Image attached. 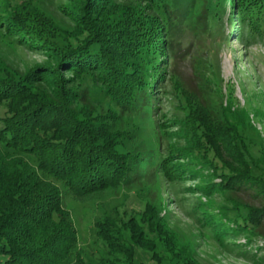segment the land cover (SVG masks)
<instances>
[{
	"label": "trees",
	"instance_id": "1",
	"mask_svg": "<svg viewBox=\"0 0 264 264\" xmlns=\"http://www.w3.org/2000/svg\"><path fill=\"white\" fill-rule=\"evenodd\" d=\"M121 2L63 0L65 7L60 8L73 22L70 29L32 0L0 1V29L48 57L23 73L0 58V264H88L78 249L62 191L84 202L100 190L166 177L169 172L178 180L186 172L194 176L183 161L171 159L174 154L181 158L193 154L209 164L207 147L217 156L213 168L221 177L215 185L219 191L248 188L261 192L264 199V179L252 168L253 162L264 167V146L255 159L239 128L248 115L235 110L232 102L223 108L226 127L208 113H199V107L188 106L196 114L190 120L192 139L198 145L194 153L182 148L163 151L161 145L150 154L132 150L126 147L131 134L118 126L123 117L140 112L154 118L152 111L160 98L155 91L182 43L179 35L195 3L198 12L191 20L197 22L196 31L216 41L225 38L227 13L232 31L247 29L250 36L262 35L264 0ZM90 90L100 98L92 99ZM219 146L223 153L217 151ZM228 200L237 213L224 219L234 225L206 210L194 212L204 232L221 242L229 234L256 233L253 228L264 207L255 209L233 197ZM157 213L142 223L136 217L128 223L106 215L95 222L96 237L110 254H121L123 264H135V246L159 261L156 240L169 244V259L197 264L182 255L179 244L173 247L169 238L175 240L174 235L163 236Z\"/></svg>",
	"mask_w": 264,
	"mask_h": 264
},
{
	"label": "rangeland",
	"instance_id": "2",
	"mask_svg": "<svg viewBox=\"0 0 264 264\" xmlns=\"http://www.w3.org/2000/svg\"><path fill=\"white\" fill-rule=\"evenodd\" d=\"M32 1L58 23L72 29L73 22L60 8L63 0ZM196 4L192 15H197ZM143 10L149 11L147 8ZM192 15L191 19L194 18ZM191 19L182 29L183 35H179L182 43L176 46L173 58L167 62L163 81L155 91L160 97L157 108L152 111L155 119L140 112L119 121L118 126L131 134L126 147L138 149L144 154L159 145L163 151L182 148L194 153L198 145L192 139L190 120L196 114L190 113L188 106L199 107V113H208L215 123L226 127L223 108L232 102L235 110L243 109L248 115L239 128L246 147L250 148L251 154L257 159L260 146H264V32L260 36H250L247 29L244 32L232 31L227 13L224 17L225 38L212 41L211 36L196 31L197 22ZM22 44L13 41L11 36L0 29V58L9 67L23 73L38 63L48 61L46 53ZM88 93L92 99L100 98L96 91L90 90ZM206 151L210 157L209 164L201 163L200 158L193 154L182 158L177 154L172 156L173 161H183L185 167L193 169L195 173L194 176L184 173L185 178L182 180L172 179L173 174L169 172L166 177L158 176V179L100 190L84 202L63 190L62 204L70 211L76 228L77 246L84 260L88 264L125 263L121 254H110L96 237L97 220L109 215L114 220L128 223L130 218L136 217L142 223L150 214L158 211L157 216L162 218L163 236L169 238L174 235L175 240L169 238L170 243H173V247L179 244L185 258L197 264H264V210L257 216L260 218L259 224L253 228L256 233L229 234L228 240L223 239L222 242L215 234L204 232V226L195 220L198 215L194 212L197 210H206L223 221L226 220V214L235 216L237 211L232 208L229 197L255 209L264 207L261 192L255 193L242 187L235 188L234 193L219 191L215 185L221 182V177L213 168L217 156L207 147ZM217 151L223 153L220 146ZM256 164L252 163L254 174H260L264 179L263 165ZM147 165L140 170L143 171ZM199 185L201 188L196 187ZM225 222L234 225L230 221L228 223V220ZM229 241L233 243L223 244ZM156 242L159 261L152 257L150 251L135 246L134 263L181 264L177 258L169 259L172 255L167 251L169 244L164 240Z\"/></svg>",
	"mask_w": 264,
	"mask_h": 264
}]
</instances>
